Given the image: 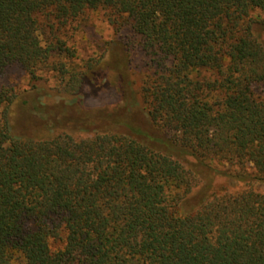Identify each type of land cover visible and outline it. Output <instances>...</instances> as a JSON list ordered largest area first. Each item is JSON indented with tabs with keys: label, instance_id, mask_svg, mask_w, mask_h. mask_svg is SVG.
<instances>
[{
	"label": "trees",
	"instance_id": "trees-1",
	"mask_svg": "<svg viewBox=\"0 0 264 264\" xmlns=\"http://www.w3.org/2000/svg\"><path fill=\"white\" fill-rule=\"evenodd\" d=\"M98 10L152 68L144 131L22 134L1 89L0 264H264V0H0V71L72 56Z\"/></svg>",
	"mask_w": 264,
	"mask_h": 264
},
{
	"label": "rangeland",
	"instance_id": "rangeland-1",
	"mask_svg": "<svg viewBox=\"0 0 264 264\" xmlns=\"http://www.w3.org/2000/svg\"><path fill=\"white\" fill-rule=\"evenodd\" d=\"M119 24L103 10L89 12L70 24L65 33L67 44L74 49L72 56H55L34 78L17 65L0 71V90L17 95L15 104L21 117L16 132L66 131L75 137H90L103 130L144 131L147 119L140 89L152 68L137 39ZM58 63L65 64L62 69L66 73ZM76 72L83 73L84 79L74 90L68 79ZM223 168L228 165H221ZM218 172H204L218 192L238 187Z\"/></svg>",
	"mask_w": 264,
	"mask_h": 264
}]
</instances>
